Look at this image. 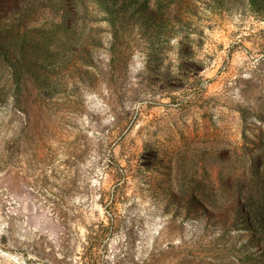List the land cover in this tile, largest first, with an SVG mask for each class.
I'll return each instance as SVG.
<instances>
[{"label":"rangeland","instance_id":"obj_1","mask_svg":"<svg viewBox=\"0 0 264 264\" xmlns=\"http://www.w3.org/2000/svg\"><path fill=\"white\" fill-rule=\"evenodd\" d=\"M82 15L31 51V128L0 70V264H264V0Z\"/></svg>","mask_w":264,"mask_h":264},{"label":"trees","instance_id":"obj_2","mask_svg":"<svg viewBox=\"0 0 264 264\" xmlns=\"http://www.w3.org/2000/svg\"><path fill=\"white\" fill-rule=\"evenodd\" d=\"M100 1L0 0V70L7 73L11 81L13 109L26 116L24 129L33 126L29 116L32 107L24 101L23 94L35 65L31 51L37 48L38 41L65 39L79 21L87 19L82 15L83 9L86 10L90 3L100 4ZM105 11L106 20L112 24L110 9L106 7ZM233 200L241 202L240 197Z\"/></svg>","mask_w":264,"mask_h":264}]
</instances>
